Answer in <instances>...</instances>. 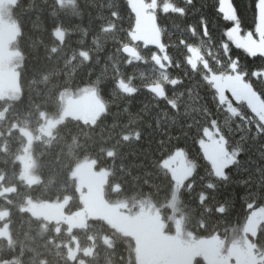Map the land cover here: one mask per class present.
<instances>
[{
    "label": "trees",
    "instance_id": "16d2710c",
    "mask_svg": "<svg viewBox=\"0 0 264 264\" xmlns=\"http://www.w3.org/2000/svg\"><path fill=\"white\" fill-rule=\"evenodd\" d=\"M221 1L158 0L160 49L135 40L129 0H16L10 12L20 28L15 42L20 93L0 98V109L6 110L0 120V184L14 188L0 196L10 233V239L0 237V264H138L133 237L103 218L69 230L25 207L28 200L53 203L69 197L66 210H81L73 171L93 160L107 171L108 202H128L132 211L151 204L173 232L169 204L175 182L163 161L179 149L193 168L178 193L184 230L197 239L218 236L224 249L249 236L251 213L264 208V122L247 102L236 104V112L228 109L207 77L238 73L264 101V56L229 41L235 20L222 11ZM230 2L242 32L255 33L259 0ZM166 3L175 10L164 11ZM127 46L137 50L136 58L123 53ZM191 46L206 66L190 64ZM153 85L163 87L164 98L151 91ZM88 86L104 105L96 121L66 118L50 137L38 138L45 121L60 114L61 95ZM213 124L234 156L222 177L201 143ZM22 128L36 136L35 184L21 178L19 157L27 143ZM250 238L264 257V221ZM75 243L79 252L71 258ZM195 264L207 263L197 258Z\"/></svg>",
    "mask_w": 264,
    "mask_h": 264
},
{
    "label": "rangeland",
    "instance_id": "374dc122",
    "mask_svg": "<svg viewBox=\"0 0 264 264\" xmlns=\"http://www.w3.org/2000/svg\"><path fill=\"white\" fill-rule=\"evenodd\" d=\"M129 1L136 15L135 40L143 42L144 45L157 44L160 46L158 48L162 49L161 31L156 25L155 17L158 0ZM15 2L16 0H0V98H12L20 93L18 71L20 51L15 45L20 28L10 12ZM162 8L164 11L175 10L170 3H166ZM221 9L226 16L235 20L234 26L227 31L229 41L250 55L264 56V0H259L255 33L242 32L230 0H222ZM189 51V62L194 68L200 62L206 66L197 48L191 46ZM207 79L214 85L219 101L226 104L228 109L236 112V104L247 102L264 122V101L238 73L228 75L211 73ZM127 90L131 92L133 89L128 87ZM61 103L60 114L45 121L39 129L38 138L50 137L54 128L66 118L94 123L104 110L103 101L91 86L75 94L63 93ZM5 113L6 110L0 109V120ZM21 131L27 138L24 152L19 157L22 164L21 178L28 184H35L39 180L34 170L32 152L36 136L26 128H22ZM201 143L215 174L224 176L225 169L233 162L234 156L227 151L225 140L215 124L205 129ZM163 165L169 169L175 182L169 204L172 210L173 232L166 230L161 213L151 204L132 211L128 202L119 204L108 202L104 197L107 171L96 168L93 160L81 162L73 171L83 204L81 210L75 213L66 210L69 197L53 203L28 200L25 209L47 221L63 222L68 225L69 230L86 226L90 218H103L118 231L133 237L138 264H195L197 258H202L207 264H264V257L257 255L255 244L250 238L256 236L259 225L264 221V208H258L251 213L245 227L249 236L240 243L231 244L224 249L223 240L218 236L197 239L184 230L183 219L177 213L178 193L192 175V165L181 149L166 158ZM13 190L12 187H3L0 184V196ZM7 215V211L0 210V237L10 239ZM78 252L79 247L75 243L74 247H70L69 255L75 258ZM81 264L85 263L81 261Z\"/></svg>",
    "mask_w": 264,
    "mask_h": 264
},
{
    "label": "water",
    "instance_id": "95a60500",
    "mask_svg": "<svg viewBox=\"0 0 264 264\" xmlns=\"http://www.w3.org/2000/svg\"><path fill=\"white\" fill-rule=\"evenodd\" d=\"M123 53L127 56V57H131V58H136L137 55H138V52L137 50L132 47V46H127L123 49ZM158 63H160L159 59L157 58L156 59ZM151 91L161 97V98H164L165 97V93H164V90H163V87L161 85H153L151 87Z\"/></svg>",
    "mask_w": 264,
    "mask_h": 264
}]
</instances>
